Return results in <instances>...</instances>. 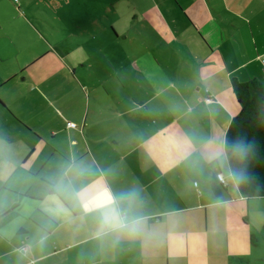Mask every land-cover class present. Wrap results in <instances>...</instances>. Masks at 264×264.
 I'll list each match as a JSON object with an SVG mask.
<instances>
[{
	"label": "crops",
	"instance_id": "crops-1",
	"mask_svg": "<svg viewBox=\"0 0 264 264\" xmlns=\"http://www.w3.org/2000/svg\"><path fill=\"white\" fill-rule=\"evenodd\" d=\"M109 7L92 41L116 58L81 60L19 45L0 0V264H264L224 147L232 80L264 88V0Z\"/></svg>",
	"mask_w": 264,
	"mask_h": 264
},
{
	"label": "rangeland",
	"instance_id": "rangeland-1",
	"mask_svg": "<svg viewBox=\"0 0 264 264\" xmlns=\"http://www.w3.org/2000/svg\"><path fill=\"white\" fill-rule=\"evenodd\" d=\"M16 1V2H14ZM10 0L17 9V17L13 18L9 14L10 28L16 32V42L23 45L20 34H23V39H26V44L30 41L33 45H39L40 38L46 37L52 45H66L74 50V55L84 60L83 54L92 58L95 55V60H101L105 54H114L116 58V49L111 46L107 37L101 39L99 36L97 41H92L95 37L92 26V16L96 17L99 14L106 19L107 6L113 8L116 0ZM122 0H119L121 3ZM147 0H140L144 4ZM130 3V0H128ZM137 4L138 0H132ZM120 5V4H119ZM120 7V6H119ZM8 8L12 10V6L8 4ZM61 11V15H60ZM74 16V17H73ZM87 17L91 19L85 20ZM98 21H95L96 23ZM112 22V20L110 21ZM101 29H105L104 21L98 24ZM80 27V28H77ZM74 29V30H73ZM59 45V46H60ZM89 59L87 57L86 61ZM89 70V69H88ZM87 70V72H88ZM34 76V72L32 73ZM8 143V142H7Z\"/></svg>",
	"mask_w": 264,
	"mask_h": 264
},
{
	"label": "trees",
	"instance_id": "trees-1",
	"mask_svg": "<svg viewBox=\"0 0 264 264\" xmlns=\"http://www.w3.org/2000/svg\"><path fill=\"white\" fill-rule=\"evenodd\" d=\"M232 90L240 106L224 145L232 178L243 197L264 199V88L256 79H233ZM220 175L211 180L216 197L226 190V184L219 181Z\"/></svg>",
	"mask_w": 264,
	"mask_h": 264
},
{
	"label": "built area",
	"instance_id": "built-area-1",
	"mask_svg": "<svg viewBox=\"0 0 264 264\" xmlns=\"http://www.w3.org/2000/svg\"><path fill=\"white\" fill-rule=\"evenodd\" d=\"M68 127H70V128H76V124H74V123H68ZM218 178H219V181L220 182L226 184V181H225V179H224V177L222 175H220Z\"/></svg>",
	"mask_w": 264,
	"mask_h": 264
}]
</instances>
